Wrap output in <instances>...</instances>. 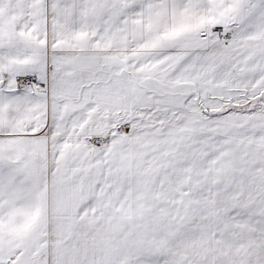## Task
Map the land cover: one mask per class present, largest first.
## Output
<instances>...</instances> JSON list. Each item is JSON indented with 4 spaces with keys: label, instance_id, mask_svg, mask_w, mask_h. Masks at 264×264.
Wrapping results in <instances>:
<instances>
[{
    "label": "snow or ice",
    "instance_id": "obj_1",
    "mask_svg": "<svg viewBox=\"0 0 264 264\" xmlns=\"http://www.w3.org/2000/svg\"><path fill=\"white\" fill-rule=\"evenodd\" d=\"M0 264H264V0H0Z\"/></svg>",
    "mask_w": 264,
    "mask_h": 264
}]
</instances>
